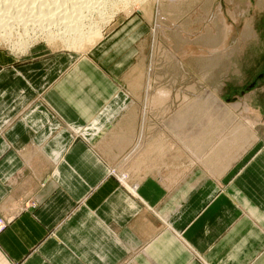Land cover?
Returning a JSON list of instances; mask_svg holds the SVG:
<instances>
[{"label": "crops", "instance_id": "0c3cea01", "mask_svg": "<svg viewBox=\"0 0 264 264\" xmlns=\"http://www.w3.org/2000/svg\"><path fill=\"white\" fill-rule=\"evenodd\" d=\"M148 36L137 12L85 50L0 48V264H264V119L197 157L146 99Z\"/></svg>", "mask_w": 264, "mask_h": 264}, {"label": "rangeland", "instance_id": "374dc122", "mask_svg": "<svg viewBox=\"0 0 264 264\" xmlns=\"http://www.w3.org/2000/svg\"><path fill=\"white\" fill-rule=\"evenodd\" d=\"M61 1L59 0V2ZM71 1L63 0L61 3L68 5ZM110 2L108 0L103 9L98 10L101 6L96 9L97 11L94 13L95 25L92 26L103 34V29L115 19L137 12L144 16L149 27L147 52L141 66L145 74L144 80L147 82L146 99L163 103L166 127L167 121L169 118L171 120L173 112L178 109L179 112L176 116L178 114L179 116H177L176 127L181 124L180 127L184 130L189 126L195 127L197 123V126H200L201 123L206 125L205 134H197V136L199 135L196 140L198 150L193 146L199 157H205L201 151L209 142L208 137L211 134L221 135L222 133L223 135L232 126L237 115L247 120L254 119V117L261 121L264 119V0H110ZM31 5L33 2L29 4L28 8L25 6L21 9V13L23 14V10L24 16L27 17L25 20L27 19L28 22L31 21L30 18L34 17L30 12ZM1 11L0 4V18ZM9 12L12 14L7 16L9 19L16 14V11L15 13ZM7 17V21L0 20L2 24L8 22ZM47 17L48 14L42 17V20ZM17 23H10V26L13 25L15 28L11 29V37L19 40L18 42L25 39L29 41V43L27 41L29 45H32L35 42L49 40L42 35L37 40L30 39L25 36L26 34L20 38L17 30L20 29V32L23 33L21 27L28 23L26 22L25 25L19 23L17 25ZM100 38L97 36L96 38H86L84 42L80 43L81 46L77 47H70L59 38L50 39L48 42L63 46V48L85 50ZM30 46L26 48L28 49ZM17 47L19 45L14 49L11 48L0 38V48L17 52L27 50H20L21 46L19 49ZM162 91L165 92V96ZM216 96L228 108L226 115V112H223L222 120L220 114L212 111L210 112L213 114H210L209 106L206 105L192 108L196 109L194 115L196 114L199 119L202 118L201 123L192 113V115L188 114L190 108L187 106L188 101L185 100L201 98L211 100V97ZM245 105L248 106L246 110L244 109ZM161 110L162 108L159 111ZM189 116L193 120H190ZM224 121L226 122L223 123ZM257 125L259 129L263 128L262 123ZM239 127H242L240 123ZM260 134L264 135L263 129ZM186 136L188 135L186 134ZM191 142L194 145V141Z\"/></svg>", "mask_w": 264, "mask_h": 264}, {"label": "bare ground", "instance_id": "6f19581e", "mask_svg": "<svg viewBox=\"0 0 264 264\" xmlns=\"http://www.w3.org/2000/svg\"><path fill=\"white\" fill-rule=\"evenodd\" d=\"M27 1L28 0H0L1 9H2L1 18L3 17V19L0 18V20L2 22L4 20H6L7 16L12 15V14H9L10 13L9 11H11L12 13L13 12L15 13V11H16L15 16L10 17V19L13 18L12 20H10L9 17H7L9 19L8 22H5L2 24L0 21V24H1L0 25L1 26L0 27L1 28L0 38H2V41L4 40V42H6L11 48H13L14 46H15L14 48H16V46L19 45V47L21 46L20 50L21 49L24 50V49H27L26 48L27 46L31 45V44L30 45L28 44L29 43L28 40H27L28 43L25 39H24V41L18 42L19 40H16V39L11 37L12 36L11 29L14 27H13V25L10 26V23H13V22L14 23L18 22L19 24H24V25L26 24V22L28 23L26 26L21 27V28H23L22 29L23 33H21L20 29L18 28L19 30H17V33H18V35H20V38L24 34H26L25 36H28L32 40H35V39L37 40L38 38H40L42 36L49 38V40L59 38V39L63 40V42L70 47L71 46H74V47L75 46L76 47L81 46L80 43L84 42L85 41L84 39H86V38L87 39L88 38H96V36H97V38H99V37L103 36V34L100 32V30L98 29L99 30V32H98V30L94 29V27L92 25H95L94 24L95 23L94 13H95V11H97L96 9L99 6H101V7H99L98 10L103 9V7L108 3V0H72L68 5H64V3H61L63 0L61 2H59V0H49V1L48 0H29V2H27ZM32 2H33V5H31L32 8L30 7L31 8L30 12L33 13L32 15H34V17L30 18L31 21L28 22V21H26L27 19L25 20V18H27V17L24 16L23 10H22L23 14L21 13V9L24 8L25 6L28 8L29 4H32ZM109 2H110V0H109ZM65 4H67V3H65ZM105 10H106V8H105ZM17 13H21V14L18 15ZM7 14H9V15H7ZM47 14H48V17L46 19H48V21H46V19H44L45 21L42 20V17L47 16ZM18 23H17V25H18ZM96 25H97V22H96ZM51 28H53V29H51ZM17 39H18V37H17ZM44 39H46V38H44ZM19 47H17V48L19 49ZM162 92H163V95L165 96V92L164 91H162ZM166 93L169 94L168 92H166ZM210 93H208V94H210ZM208 94H206V95H208ZM159 95L161 96V93ZM206 95H205V97H206ZM187 99H189V98H187ZM185 101L186 102L188 101L187 106L190 108V109L188 108L189 109L188 110L189 115H192V114L194 115V113H196V109H192L193 107H198V106L201 107V105H206V106H209V108H208L209 111L206 109H204V110H206L208 112L212 111V112H215L216 114H220L219 116H220V119L222 120L221 117H224L223 112L225 113L226 109H228L227 105L224 104L220 98H217V96L214 98L211 97V100H209V98H208V100L207 99L203 100V98H201V99H195V100L189 99V100H185ZM185 110H186V108H185ZM210 114H213V113L210 112ZM226 114H227V112L225 113V115ZM185 115H186V117H188L187 114H185ZM201 115H199V116H201ZM204 115H205V113H204ZM177 116H179V114ZM194 116L196 117V114ZM179 118H178V120H179ZM191 118L192 117H190V120H193V118L192 119ZM204 118H207V117L204 116ZM196 119H198L199 121L202 120V118L199 119L198 117H196ZM185 120H184V122H185ZM181 121H183V120H181ZM196 122H197V120H196ZM225 122L226 121H224L223 123H225ZM179 123H180V121H179ZM185 123H187V122H185ZM199 123H201V121ZM180 125H179V127L178 126L176 127V129H177L176 131H180L181 133H183V132L188 133L190 136L195 138V140H197V138H199L198 137L199 135L205 134L204 132L207 129L206 125H204L202 123L200 126H197L198 125V123H197L195 127L189 126V127L185 128L184 130H182L183 128L181 129ZM190 125H192V124H190ZM225 125H224V128H225ZM183 126H184V124H183ZM220 128L222 129L221 126H220ZM197 134H199V135L197 136ZM193 138H191V140ZM196 144H197V141H196ZM194 146H196V145L194 144ZM197 150H198V148H197ZM197 157H199V156H197Z\"/></svg>", "mask_w": 264, "mask_h": 264}, {"label": "built area", "instance_id": "2783aa9c", "mask_svg": "<svg viewBox=\"0 0 264 264\" xmlns=\"http://www.w3.org/2000/svg\"><path fill=\"white\" fill-rule=\"evenodd\" d=\"M3 228V226L0 224V230Z\"/></svg>", "mask_w": 264, "mask_h": 264}]
</instances>
